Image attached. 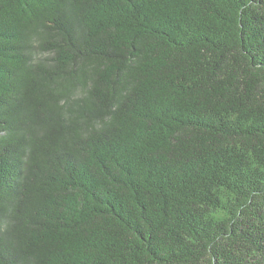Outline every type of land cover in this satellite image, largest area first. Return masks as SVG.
I'll list each match as a JSON object with an SVG mask.
<instances>
[{
  "label": "trees",
  "instance_id": "trees-1",
  "mask_svg": "<svg viewBox=\"0 0 264 264\" xmlns=\"http://www.w3.org/2000/svg\"><path fill=\"white\" fill-rule=\"evenodd\" d=\"M0 264H264V0H0Z\"/></svg>",
  "mask_w": 264,
  "mask_h": 264
}]
</instances>
